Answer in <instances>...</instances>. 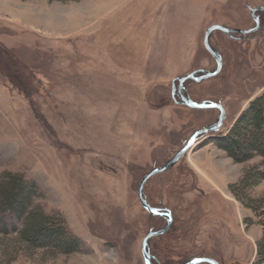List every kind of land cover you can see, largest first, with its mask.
<instances>
[{
  "label": "rangeland",
  "instance_id": "374dc122",
  "mask_svg": "<svg viewBox=\"0 0 264 264\" xmlns=\"http://www.w3.org/2000/svg\"><path fill=\"white\" fill-rule=\"evenodd\" d=\"M247 2L261 4L0 0V181L13 173L34 182L33 203L61 217L81 245L69 254L31 249L8 226L0 232V264H145L141 241L166 219L142 208L139 181L218 116L216 109L175 104L172 80L215 69L204 31L213 24L253 27ZM263 30L212 32L221 71L184 82L183 94L221 104L225 119L144 185L147 202L173 216L170 230L148 241L154 264L198 257L264 264L257 247L264 249V157L235 162L213 141L264 93ZM10 64L28 83L29 99L11 88ZM15 221L0 212V229Z\"/></svg>",
  "mask_w": 264,
  "mask_h": 264
},
{
  "label": "trees",
  "instance_id": "16d2710c",
  "mask_svg": "<svg viewBox=\"0 0 264 264\" xmlns=\"http://www.w3.org/2000/svg\"><path fill=\"white\" fill-rule=\"evenodd\" d=\"M10 67L15 69L14 64H10ZM14 71H10V77L16 85L11 88L16 87L25 98L29 99L28 83L17 70L15 73ZM247 128L252 129L248 138L243 135V131ZM214 136L215 146L223 150L235 162L246 161L253 154L264 157V93L249 103L225 135ZM5 176L0 181V212H8L16 221L4 224L0 232L8 233L7 227L9 226V230L31 249L50 247L62 254L80 250V241L67 230L65 221L61 217L55 220L45 215L33 203L37 192L34 182L27 181L21 175L13 173H7ZM260 246L259 243L257 247L263 253L264 249ZM152 262L154 264L153 257Z\"/></svg>",
  "mask_w": 264,
  "mask_h": 264
},
{
  "label": "water",
  "instance_id": "95a60500",
  "mask_svg": "<svg viewBox=\"0 0 264 264\" xmlns=\"http://www.w3.org/2000/svg\"><path fill=\"white\" fill-rule=\"evenodd\" d=\"M256 10H261V8H254L251 10V14H253L254 11ZM253 21L255 23V26L247 29V30H238V29H231L227 28L221 25H210L206 28L204 31V36H203V46L206 49V51L211 55V57L215 61V69L213 71L209 72H201L199 74H196L195 72H192L190 74L184 75L180 78H176L172 80V85H171V97H174V93L177 89V93L179 96V101H175L177 104H181L183 106H186L187 108L190 109H204V110H209V109H216L218 111V116L214 122L208 125H204L202 127L197 128L188 138V140L175 152V154L169 158L167 161H165L161 166L158 167H152L139 181L136 195L137 199L142 206V208L151 216L154 217H165L166 223L163 227L158 228L156 230H149L145 236L143 237L140 245V251L141 255L143 258V261L145 264H153L152 262V257L148 251V241L149 239L153 237L160 236L164 234L169 227L172 224L173 218L169 210L161 209L158 207L151 206L147 200L144 197L143 194V189L144 185L147 182V180L152 177L153 175L160 174L163 172L168 171L170 168H172L179 160L180 158L194 145L195 140L204 134H209L213 132H218L222 125L223 121L225 119V111L222 107L221 104L219 103H211V102H204V103H199V102H194L188 97L184 96L183 94V84L186 80H192L194 82H201L203 80H207L209 78H212L219 74L222 68V57L220 53L212 47V45L209 42V37L210 34L214 31H219L223 34H226L229 37H233V34H239V35H246L251 32H255L257 28L259 27V22L258 20L253 17ZM175 82H177V85L175 86ZM200 263H206V264H219L216 262L214 259L207 258V257H198V258H193L186 262L185 264H200Z\"/></svg>",
  "mask_w": 264,
  "mask_h": 264
},
{
  "label": "flooded vegetation",
  "instance_id": "af4514ba",
  "mask_svg": "<svg viewBox=\"0 0 264 264\" xmlns=\"http://www.w3.org/2000/svg\"><path fill=\"white\" fill-rule=\"evenodd\" d=\"M249 4L250 3H248V2L246 3V5L248 6V11H249V14H250L252 20H253V17H255L258 20V22H259V27L257 28V30L255 32H260L261 30L264 29V0H261V4H254L252 6H249ZM254 8H261V10H256V11L253 12V14H251V10L254 9ZM254 26H255V23H254ZM184 96H186L185 93H184ZM173 99L179 100L177 89H176V91L174 93V98Z\"/></svg>",
  "mask_w": 264,
  "mask_h": 264
},
{
  "label": "bare ground",
  "instance_id": "6f19581e",
  "mask_svg": "<svg viewBox=\"0 0 264 264\" xmlns=\"http://www.w3.org/2000/svg\"><path fill=\"white\" fill-rule=\"evenodd\" d=\"M94 19H95V17L89 19V21H92V20H94ZM95 24H96V23H95ZM95 24H93V26H95ZM93 26H91V27H93Z\"/></svg>",
  "mask_w": 264,
  "mask_h": 264
}]
</instances>
